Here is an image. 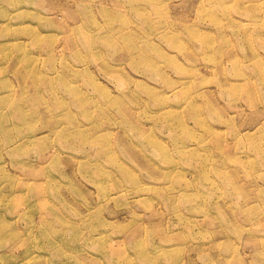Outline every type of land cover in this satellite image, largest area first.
I'll return each mask as SVG.
<instances>
[{"label":"rangeland","instance_id":"1","mask_svg":"<svg viewBox=\"0 0 264 264\" xmlns=\"http://www.w3.org/2000/svg\"><path fill=\"white\" fill-rule=\"evenodd\" d=\"M0 264H264V0H0Z\"/></svg>","mask_w":264,"mask_h":264},{"label":"bare ground","instance_id":"2","mask_svg":"<svg viewBox=\"0 0 264 264\" xmlns=\"http://www.w3.org/2000/svg\"><path fill=\"white\" fill-rule=\"evenodd\" d=\"M233 62H234L235 66H236V69H237L238 68V64L235 62V60ZM105 67L106 68H111L112 65H105ZM72 71L76 72V71H78V69L72 68ZM68 76H70V75L67 74V79H68ZM107 99L110 100L109 97ZM120 102H121L120 100H117L116 101L117 106H120ZM71 114H72V112H67L66 115H65V117L69 118ZM112 148H114V147H112ZM122 148H123L124 151H126L129 154H131L132 156L136 157L137 163H142L148 169V171L150 170L152 173H156V174H159L160 173V172L155 171V169H153L150 166V164L146 160H144V156H143V154L141 152L136 151L131 145L126 144L125 141H123V143H122ZM162 150H164V148ZM117 152H118L117 150L112 149V154L113 155H117ZM118 169L120 170V172H122V174L125 177H127L128 179H131L130 180L131 182L137 183L136 184L137 186L139 185V183L136 181V178L131 174V172L127 169L126 166L118 167ZM167 174H169V173H165L162 176H160V174H159L158 175V179L159 180L165 179L167 177ZM139 186H141V185H139ZM143 189H145V187H143V186H141L140 188H137V190H135L136 191V194L137 195L140 194Z\"/></svg>","mask_w":264,"mask_h":264}]
</instances>
